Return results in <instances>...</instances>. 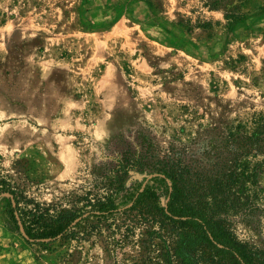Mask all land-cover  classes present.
Masks as SVG:
<instances>
[{
  "label": "rangeland",
  "instance_id": "1",
  "mask_svg": "<svg viewBox=\"0 0 264 264\" xmlns=\"http://www.w3.org/2000/svg\"><path fill=\"white\" fill-rule=\"evenodd\" d=\"M207 2L0 0V169L31 162L50 200L144 145L152 162L188 167L220 200L223 190L239 237L264 249V0L249 1L233 31L179 24L224 22ZM244 168L258 184L235 176L221 187ZM145 169L127 186L166 185ZM6 203L0 264H105L90 241L27 243L6 226Z\"/></svg>",
  "mask_w": 264,
  "mask_h": 264
},
{
  "label": "trees",
  "instance_id": "2",
  "mask_svg": "<svg viewBox=\"0 0 264 264\" xmlns=\"http://www.w3.org/2000/svg\"><path fill=\"white\" fill-rule=\"evenodd\" d=\"M249 1L208 0L211 10L221 9L224 22L179 24L209 37L216 25L233 31L247 18L243 8ZM262 126L253 132L256 144ZM148 153L144 145L125 148L94 164L85 183L50 200L39 197L44 178L33 176L31 162L15 161L0 169L6 226L43 249L69 240L99 244L105 264H264V249L237 234L223 190L220 200L188 167L166 158L152 162ZM145 167L157 171L155 179L166 185L128 187L132 171ZM256 170L225 173L221 187L235 176L258 184Z\"/></svg>",
  "mask_w": 264,
  "mask_h": 264
}]
</instances>
